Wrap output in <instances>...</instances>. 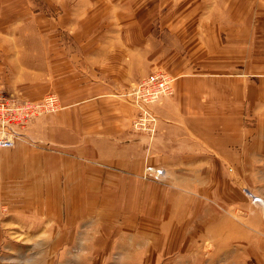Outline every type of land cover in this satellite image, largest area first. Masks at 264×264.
<instances>
[{
    "label": "crops",
    "instance_id": "crops-1",
    "mask_svg": "<svg viewBox=\"0 0 264 264\" xmlns=\"http://www.w3.org/2000/svg\"><path fill=\"white\" fill-rule=\"evenodd\" d=\"M155 1L0 0L5 91L59 98L31 127L36 144L0 149L6 203L85 207L141 190L155 199L166 173L198 167L205 152L234 163L264 150V0ZM156 15L171 40L154 36ZM162 66L173 93L151 106L153 134L135 132L125 93Z\"/></svg>",
    "mask_w": 264,
    "mask_h": 264
},
{
    "label": "rangeland",
    "instance_id": "rangeland-1",
    "mask_svg": "<svg viewBox=\"0 0 264 264\" xmlns=\"http://www.w3.org/2000/svg\"><path fill=\"white\" fill-rule=\"evenodd\" d=\"M166 4L211 6L212 0L152 5ZM155 17L154 36L171 40ZM135 114L136 109L131 126L139 132L133 127ZM21 141L36 144V139L18 140L13 146ZM202 160L182 169L187 173L172 168L155 199L141 190L134 200L115 196L102 205L30 207L31 199L13 196L6 203L1 195L0 264H264V150L234 163L206 152ZM83 209L85 214L78 212Z\"/></svg>",
    "mask_w": 264,
    "mask_h": 264
},
{
    "label": "built area",
    "instance_id": "built-area-1",
    "mask_svg": "<svg viewBox=\"0 0 264 264\" xmlns=\"http://www.w3.org/2000/svg\"><path fill=\"white\" fill-rule=\"evenodd\" d=\"M173 79L168 72L156 69L130 85L125 95L136 109L132 119L136 131L153 134L157 116L151 106L173 93ZM59 107L55 93H46L38 100H30L10 94L0 87V148L12 147L18 140L32 139L33 124L46 113ZM160 169L156 170L159 174Z\"/></svg>",
    "mask_w": 264,
    "mask_h": 264
},
{
    "label": "bare ground",
    "instance_id": "bare-ground-1",
    "mask_svg": "<svg viewBox=\"0 0 264 264\" xmlns=\"http://www.w3.org/2000/svg\"><path fill=\"white\" fill-rule=\"evenodd\" d=\"M35 201H37V200H35ZM22 202V201H21ZM32 206H38L37 204H31L30 205V207H32ZM52 205H49V207H51Z\"/></svg>",
    "mask_w": 264,
    "mask_h": 264
}]
</instances>
